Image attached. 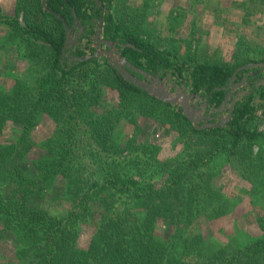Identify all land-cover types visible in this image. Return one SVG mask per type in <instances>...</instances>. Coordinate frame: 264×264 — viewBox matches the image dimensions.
Here are the masks:
<instances>
[{
  "label": "trees",
  "instance_id": "obj_1",
  "mask_svg": "<svg viewBox=\"0 0 264 264\" xmlns=\"http://www.w3.org/2000/svg\"><path fill=\"white\" fill-rule=\"evenodd\" d=\"M113 1L19 0L13 17L0 8V24L12 31L5 40L13 44L22 40L32 71L29 78L17 79L11 90L0 85V140L10 122L23 129L18 142H0V241L7 233L15 236L35 264H264V149L260 142L264 132L259 129L255 103V97L264 98V86L252 89L236 103L225 127L198 129L181 109L149 95L107 61L102 66L81 47H66L63 20L73 32L79 25L91 42L90 36L96 34L102 19L103 38L119 43L122 56L134 67L127 66V71L139 78L144 72L188 80L190 91L206 96L217 110L214 118L234 86L259 79L262 67L257 65L264 59L236 67L208 62L191 65L152 40L126 30V20L118 17ZM45 21H51L56 31L47 28ZM41 63L44 66H38ZM252 63L257 67L247 66ZM75 78L78 81L73 84H79L78 88L71 85ZM107 89L117 92L110 103L105 97ZM44 114L57 121V130L37 144L31 133ZM123 118L131 123L146 118L171 124L184 135L181 152L161 159L160 147H136V139L119 150L113 137ZM78 122L89 126L92 138L105 152L151 154L164 175L162 185H142L121 169L98 181L86 179L71 164L73 129ZM256 146L261 148L257 153ZM36 147L47 154L33 156ZM25 157L28 166L21 165ZM224 167L249 178L251 191L244 195L260 209L255 213L258 232H237L225 242L205 237L197 227L199 219H220L239 205L225 199L219 190L215 192L213 181ZM56 175L67 180L64 201L70 209L52 217L43 206ZM111 194L126 195L129 207L114 213L115 203L104 200ZM160 219L170 221L178 230L181 246L175 253L159 235ZM89 222L98 227L90 243L84 245L80 228Z\"/></svg>",
  "mask_w": 264,
  "mask_h": 264
},
{
  "label": "rangeland",
  "instance_id": "obj_2",
  "mask_svg": "<svg viewBox=\"0 0 264 264\" xmlns=\"http://www.w3.org/2000/svg\"><path fill=\"white\" fill-rule=\"evenodd\" d=\"M13 1L15 7H12L11 12L8 14L3 12L7 16L16 15L19 0ZM113 5L118 12V17L127 21L124 25L126 30L152 40L159 48L173 52L180 60L187 61L191 65L208 62L236 67L251 60L264 59V0H114ZM44 24L50 30H55L51 21H45ZM102 25L101 19L98 26H95L96 34L90 36L91 42L84 38L85 33L77 25V29L74 32L72 30L68 46L72 50L81 47L88 55L93 54V58H97L102 66L105 61L112 65L111 62L119 61L122 46L115 41L103 38ZM9 33H12L9 26L0 24V85L7 90L14 87L17 79H26L32 74L31 63L25 58L24 43L21 39L14 44L8 43L5 38ZM19 41L23 43L22 47ZM107 52L111 53L113 58ZM88 58L89 56L84 60ZM38 66L44 65L41 63ZM247 66L262 67L259 79L252 83L243 80L234 86L215 118L213 114L217 110L213 109L206 96L190 91L188 80H177L171 74L165 77L150 75L143 78L134 77L139 82L147 83L160 98L153 97L181 109L185 116L187 111L197 117L202 129L205 128V123L211 121L219 126L224 124L222 127H225L228 123L225 120L230 110L233 113L236 103L249 95L252 89L264 86V62L257 66L255 63ZM246 68V66L241 67L243 70ZM74 81L78 80L75 78L71 85L73 88H78L79 84H73ZM82 85L87 86L85 81H82ZM105 97L110 103L117 98V92L107 89ZM255 99L258 107L257 116L261 120L259 129L264 132V98L257 96ZM183 103H186L185 110L182 107ZM56 130L57 121L44 114L39 124L33 129L31 138L40 144L53 137ZM22 134V126L10 122L6 125L0 142L5 144L18 142ZM113 139L117 147L119 146V150H125L133 139H136V147L144 144L158 146L160 158L166 159L174 158L181 152L184 135L174 129L171 124H159L146 118L131 123L123 118L115 129ZM260 142L263 143L262 149H264V139ZM73 144L71 164L88 180L98 181L104 176L117 174V171L121 169L126 174L138 178L142 185L160 186L164 181V175L157 170L156 162L153 161L151 154L133 150H130L132 152H123V150L120 153L105 152L98 147L92 138L89 126L83 122H78L73 129ZM260 149L256 146L255 153ZM32 154L43 156L47 152L36 147ZM21 163L23 166H28L29 158L25 157ZM248 181L249 178H243L242 172L230 167H224L220 175L214 179L215 192L219 190L225 199L237 201L239 205L232 214L220 219L211 221L199 219L197 227L205 237L214 238L215 236L225 242L228 241L229 236L237 232L253 234L259 231L255 213L259 214L260 209L254 207L249 197L244 195L245 192L251 191ZM66 192L67 180L56 175L54 183L46 194L47 200L43 206L46 213L57 217L70 209V205L64 201ZM104 200L109 204L115 203L113 211L116 214L126 210L130 204V199L126 195L111 194L107 200L105 198ZM97 227V223L93 222L81 226L80 238L84 245L90 243ZM158 231L162 239L168 241L172 253L177 252L181 242L176 238L178 230L171 222L160 219ZM0 264L35 263L31 254L19 247L15 236L7 233L0 241Z\"/></svg>",
  "mask_w": 264,
  "mask_h": 264
},
{
  "label": "water",
  "instance_id": "obj_3",
  "mask_svg": "<svg viewBox=\"0 0 264 264\" xmlns=\"http://www.w3.org/2000/svg\"><path fill=\"white\" fill-rule=\"evenodd\" d=\"M43 3H44V1H43ZM63 22H64L65 27H66V43H65V46L67 47L68 44H69L70 37H71L72 28H70L68 26V24L64 20H63ZM108 54H109V56H111V58H113V55L111 53H108ZM111 64L115 68H117L119 73L121 75H123L125 78H127L130 82L135 83L136 85H138L139 87L144 89L146 92L150 93L152 96H157L158 97V93H156L155 91H152L148 87L147 83L139 82V80H137L129 71L126 70L127 66H130L132 69H134V67L132 65H130L128 63V61L126 60V58H124L121 54L119 55V61H113V62H111ZM261 66H263V64ZM142 74L145 75L146 77H150L149 75H147L144 72H142ZM158 98H160V97H158ZM185 100H186V98H185ZM182 107L185 110L186 109V103H183ZM185 112H186L185 114L187 115L189 120H191V122H193L195 127L198 128V129H202V127L198 124V120H197L198 118L195 117L194 115H192L191 113L187 112V111H185ZM231 113H232V110H230L228 118L225 120V122L229 121L228 119H229ZM213 126H219V125L218 124H214L212 121L210 123H205L204 124L205 128H209V127H213ZM221 126H224V124H221Z\"/></svg>",
  "mask_w": 264,
  "mask_h": 264
},
{
  "label": "crops",
  "instance_id": "obj_4",
  "mask_svg": "<svg viewBox=\"0 0 264 264\" xmlns=\"http://www.w3.org/2000/svg\"><path fill=\"white\" fill-rule=\"evenodd\" d=\"M13 6L15 7L13 0H0V8L7 14L11 12Z\"/></svg>",
  "mask_w": 264,
  "mask_h": 264
}]
</instances>
